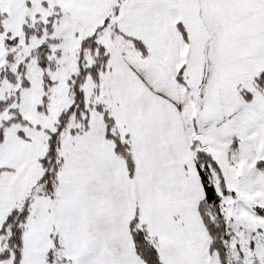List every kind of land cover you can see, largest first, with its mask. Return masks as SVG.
I'll use <instances>...</instances> for the list:
<instances>
[{
  "label": "snow or ice",
  "instance_id": "6c2138e0",
  "mask_svg": "<svg viewBox=\"0 0 264 264\" xmlns=\"http://www.w3.org/2000/svg\"><path fill=\"white\" fill-rule=\"evenodd\" d=\"M0 264H264V0H0Z\"/></svg>",
  "mask_w": 264,
  "mask_h": 264
}]
</instances>
